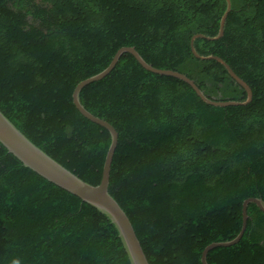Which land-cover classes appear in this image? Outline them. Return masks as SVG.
Here are the masks:
<instances>
[{
	"label": "trees",
	"instance_id": "trees-1",
	"mask_svg": "<svg viewBox=\"0 0 264 264\" xmlns=\"http://www.w3.org/2000/svg\"><path fill=\"white\" fill-rule=\"evenodd\" d=\"M0 0V110L40 150L93 185L111 145L107 129L74 104L77 84L107 77L80 98L118 132L109 191L129 217L150 264H203V250L236 237L242 204L264 200V0ZM196 35H203L207 38ZM208 38H212L210 40ZM209 264H264V212ZM132 264L111 219L25 166L0 141V264Z\"/></svg>",
	"mask_w": 264,
	"mask_h": 264
},
{
	"label": "water",
	"instance_id": "water-1",
	"mask_svg": "<svg viewBox=\"0 0 264 264\" xmlns=\"http://www.w3.org/2000/svg\"><path fill=\"white\" fill-rule=\"evenodd\" d=\"M228 8L225 12L220 25L219 35L213 39H220L224 36L226 20L229 13L232 10L231 0H227ZM202 37L207 38L203 35H196L194 40ZM213 40L212 38H208ZM193 53L195 56L200 57L201 59H214L222 63L229 71V73L240 83L247 91V100L245 102H236V101H219L215 99H210L206 96L205 92L199 87V85L188 76V74L174 70V69H163L156 67L139 53V51L134 46H123L121 47L116 54L114 55L110 65L102 72L97 73L91 77H88L80 81L74 89L73 100L76 104L79 111L89 120L99 124L100 126L107 129L111 135V145L107 153L102 180L98 185H93L88 181L84 180L78 174L67 168L62 163H59L48 153L40 150L35 146L30 140H28L18 128L6 117V115L0 110V141L13 153L25 166L30 167L35 172L39 173L45 178H48L50 181L60 185L61 187L77 194L86 203L97 208L100 212L107 215L111 221L117 227L125 248L128 251L129 257L132 261V264H150L147 255L141 245L140 240L138 239L134 227L119 205L117 200L109 191L110 184V172L113 157L118 146L119 134L117 130L107 121L101 119L100 117L94 115L90 112L82 103L80 98V93L82 89L93 82L100 81L108 76V74L115 68L118 61L120 60L121 55L124 52H129L135 56V58L143 65L144 68L152 72L171 75L178 78H181L187 81L198 93V96L207 104L216 106V107H228V106H238V105H247L253 99V90L249 84L241 78L223 59L210 56L202 57L200 56L194 48L193 42ZM249 204H254L261 211L264 212V200L261 197H248L244 199L242 204V225L240 232L236 235L235 238L227 241L213 242L209 244L202 253V263L209 264L208 262V253L211 249L217 246H230L236 243L241 236L243 235L246 225H247V207Z\"/></svg>",
	"mask_w": 264,
	"mask_h": 264
},
{
	"label": "clouds",
	"instance_id": "clouds-1",
	"mask_svg": "<svg viewBox=\"0 0 264 264\" xmlns=\"http://www.w3.org/2000/svg\"><path fill=\"white\" fill-rule=\"evenodd\" d=\"M11 264H21V261L19 258H13V260L11 261Z\"/></svg>",
	"mask_w": 264,
	"mask_h": 264
}]
</instances>
